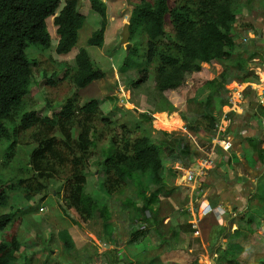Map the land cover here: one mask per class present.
<instances>
[{"label": "rangeland", "instance_id": "374dc122", "mask_svg": "<svg viewBox=\"0 0 264 264\" xmlns=\"http://www.w3.org/2000/svg\"><path fill=\"white\" fill-rule=\"evenodd\" d=\"M64 1L61 0V5ZM179 1L169 0V5L173 6ZM101 2L105 5V30L101 48L86 45L101 19L91 12L88 0H78L76 9L86 20L79 32L76 49L66 56L56 55L57 38L51 18L48 20V31L52 36L49 49L30 47L26 50L27 56L35 59L37 65L32 69L29 95L6 120L14 134L10 140H0V179L30 180L35 176L29 165V155L35 148L34 144H27L30 133H15L19 116L29 110L47 117L60 111L61 102L75 94L72 84L74 56L79 48H84L92 65L103 73L100 80L79 90L75 97L77 108L92 99L98 102V113L91 117L89 123V136L94 146L90 149L85 171V192L99 206L107 207L110 234L104 233L97 210L86 216L82 207L74 203L70 194L66 193L64 180H47L43 183L45 188L42 192L31 195L30 199L22 191L10 193L8 207L0 209V214L12 215V222L0 234V241L18 245L14 264H134L135 261V264H190L193 260L199 264H214L211 261L221 255L213 254L216 247L226 251V258L223 259L225 264H228V260H232L233 264L264 262V158H261L260 152L243 143L245 127L242 124L255 106L257 112L253 118L264 120V112L259 111L260 107H264V97L255 88L264 83V38L261 36V29L264 28V0L233 2L236 47L230 60L220 62L218 66L202 64L199 73L185 75L178 88L164 92L155 86L157 61L149 67L147 82L138 89H131L127 77L134 69L125 73L120 69L128 57L120 40L122 28L128 22L130 8L124 7V0ZM128 41L130 48L135 45L138 48V57L129 56L130 64L133 65L144 52L146 39L140 34L132 39L129 37ZM166 42L164 46L171 50L169 37ZM164 46L160 47V52L164 51ZM250 54L254 55L251 60L248 59ZM239 60H247L245 71L239 68ZM221 71L227 76L226 87L214 81L216 73ZM261 89L264 92V86ZM210 95L211 103H205ZM225 101L227 105L221 106ZM225 114L226 119L223 120ZM239 123L241 125L236 126ZM216 126L224 128L220 134L222 139L233 136V145L237 148L241 141L249 159L252 157L256 160V177L262 178L258 182L260 198L241 196L238 200L239 211H236L238 215L230 221L229 229L223 234L217 232L214 238L213 234H208V226L213 222L222 227L227 226L225 220L220 224L221 221L212 216L213 220L203 219L199 231L186 238V234L194 229L189 214L181 209L192 208L188 210L191 214L195 209L198 219L206 213V204L202 202L204 196L212 200L215 192L204 193L208 184L206 176L193 184H186L184 177L195 168L198 158H204L210 149L211 141L216 136ZM259 128L257 134L260 135L264 132V125L261 124ZM75 133L72 129L70 136L75 137ZM137 137L150 138L160 147L165 168L164 186L153 181L148 174L132 173L118 180L113 174L103 172L102 162L110 150L123 162L131 159L128 144ZM12 141L15 142L14 147L11 146ZM231 143L230 156L232 148L236 151ZM177 144L180 149H188L189 168L184 167L185 156L174 158ZM249 159H245V162H249ZM234 165V168L227 170L233 177L229 182L230 187L255 181L253 173L245 171L242 162L238 161ZM153 193L157 194L153 207L159 210L158 224L149 225L142 219L137 206L147 201ZM190 200L193 206L189 205ZM230 211L228 208L227 212ZM144 216L148 217V213L145 212ZM135 229L144 234L130 244L131 233ZM62 231L69 235L72 249L64 247L60 237ZM219 238H223L222 241ZM226 239L237 245L230 246L235 251L224 245L223 240ZM151 246H165L168 253L164 251L163 263H148L151 253L145 250ZM169 259L176 263H171Z\"/></svg>", "mask_w": 264, "mask_h": 264}, {"label": "trees", "instance_id": "16d2710c", "mask_svg": "<svg viewBox=\"0 0 264 264\" xmlns=\"http://www.w3.org/2000/svg\"><path fill=\"white\" fill-rule=\"evenodd\" d=\"M88 1L91 12L101 21L87 39L86 45L101 48L105 30V5L101 0ZM234 1L236 0H180L170 6L169 0H130V5L124 6L130 8V39L140 34L146 39L145 50L140 54L141 57L137 58L138 62L132 65L129 61L132 56L138 55L135 45L127 51L128 57L120 68L124 73L134 69L127 77L131 89H138L147 82L149 67L155 61V86L164 92L178 88L185 75L199 73L202 64L218 66L220 62L230 60L236 47L233 30L236 17L232 9ZM77 4L78 0H65L63 5L61 0H0V140L12 138L14 131L6 124V120L31 90L32 69L37 62L27 56L26 50L30 47L49 49L52 36L48 31V20L51 18L57 38L56 55L66 56L76 49L79 32L86 20V17L77 11ZM167 37L170 39L171 50L164 46ZM162 45L164 51L160 52ZM253 58V54L248 57L249 60ZM247 60L238 61L242 71H245ZM102 77L103 73L92 65L88 52L79 48L74 56L72 76L75 94L61 102L60 111L50 117L31 110L19 116L15 133H30L27 144H34L35 148L29 155V165L35 176L30 180L0 179V209L8 207L10 193L22 191L30 199L31 195L42 192L45 181L57 178L65 181L66 193L70 194L77 206L82 207L86 216L97 210L104 233L110 234V214L107 207L99 206L85 192V171L90 149L94 146L89 136V123L91 117L98 113V102L92 99L77 108L75 100L79 90ZM215 77L214 81L219 86L228 85L224 71L217 72ZM211 85L214 86V82ZM211 101L210 95L205 103L210 104ZM225 105L226 101L221 103V106ZM259 109L264 112V107ZM210 117L215 122L211 115ZM72 129L76 131L75 137L70 136ZM247 142L252 150L260 152L261 158H264V140L249 138ZM11 146H15L14 141ZM128 146L131 159L123 162L110 150L102 162L103 172L113 174L118 180H123L126 175L132 173L148 174L153 181L164 186L165 168L160 147L147 137L134 138ZM176 146L174 158L181 159L185 156L184 167L188 168V149H180L179 144ZM156 197L157 194L153 193L147 201L136 205L142 219L149 225L158 224L159 210L153 207ZM181 210L189 214L190 223L198 217L195 209L193 215L187 209ZM145 212L148 217L144 216ZM11 222L10 213L0 214V234ZM201 222L202 220H199L200 224ZM220 231L223 234L225 229L221 228ZM143 234L144 232L135 229L131 233L129 243L133 244ZM60 237L64 247L72 249L73 243L67 232H60ZM17 251V244L0 241V264H14ZM219 253L221 255L216 259V264H225L223 259L226 258V251L218 248L215 254L218 256ZM227 263L234 262L228 260ZM190 264L199 263L193 260Z\"/></svg>", "mask_w": 264, "mask_h": 264}, {"label": "crops", "instance_id": "0c3cea01", "mask_svg": "<svg viewBox=\"0 0 264 264\" xmlns=\"http://www.w3.org/2000/svg\"><path fill=\"white\" fill-rule=\"evenodd\" d=\"M261 36H262V38H264V28L261 29ZM262 41H264V40H262ZM260 44L263 45L262 42H260ZM263 84L261 86H264ZM254 91H256V90H254ZM259 92L262 93V89H260ZM261 104H262V102H261ZM250 112L251 113L249 114V116H245V118H244L245 121H244V123H242L243 127H245V130H243L244 134H245L243 136V139H244L243 143L245 142L247 144H248L247 139H249V138L255 139L256 141L264 140V136H263L264 132H262V134H260V135L257 134V132L260 129L259 128L260 125L261 124L264 125V123L262 122L263 119L262 120L259 119L257 121L256 119L253 118V116L257 112V106H255L254 110L250 111ZM240 125H241V123L236 124V126H238V127ZM257 136H259V137H257ZM255 137H257L258 139H256ZM227 138H228V140H227ZM227 138H225V140L227 141L228 145H229V143L232 142L231 144L234 147L235 145H233V144H235L234 143L235 138L233 136H229ZM238 144H239V146H237V148L235 146L236 151H234V149L232 148V150H231L232 155L231 156H230L229 152L224 154V153L217 150V156H218L217 162L205 170V176H206L205 180L207 181L208 184H207V187H206V190L204 191V193L209 194L210 192L211 193L215 192V198L210 200V199H208V197L205 198V196H204L202 202L204 205L206 204L205 205L206 207L204 208V209H206V213L202 214L200 216V218H198V220L204 219V221H209V220H213L212 218L214 217L215 220L221 221L220 224H222L225 220L226 225H227V226L222 227V225L219 226L218 224H215V222H213V224L211 226L209 225L208 229H210V231L208 232V234L209 235L213 234L212 238L215 237L217 232H220L221 228L225 229V232L229 229V226L231 223L230 221L233 220L238 215V213L236 211H239L238 206H240L239 205L240 201L238 202V200H239V198H241V196H244L246 198L247 195H249L247 197L248 199H253V197H256V196H258V198H260L259 192L261 191V189L258 187V182L262 178L258 179V177H256L257 176L256 174H258V171H255L256 170L255 169L256 168L255 167L256 160L251 159L252 157H250V159H249V156H248L249 154L247 153V150L243 148L241 141ZM204 157H205V155H204ZM247 158L249 159V162L247 161L248 165H247V162H245V159H247ZM198 160H199V158H198ZM198 160H197V163H198ZM238 161L242 162V164L244 165L245 171H247V172L250 171L253 173V177H255V181L253 182L252 180H250L249 182H246L245 184H237L235 187H230L229 182H231L230 180H232L233 177L231 176V174H229L230 172H228L227 170H230L229 169L230 167L234 168V166H235L234 164H237ZM197 163H196L195 167L197 166ZM210 168H211V170H210ZM204 177L201 180H203ZM245 185L248 187H246ZM189 205L193 206L192 200H190ZM187 206H188V204L186 205V207ZM228 208L231 210L230 212H227ZM191 209L192 208H189L187 210H191ZM245 209L247 210V207ZM225 214H227V215H225ZM191 215H193V211H192ZM233 215H235V216H233ZM224 216H226V217H224ZM199 224L200 223H198V225ZM234 227H236V226L234 225ZM197 231H199V227H198ZM200 232H201V238H202V231H200ZM192 234H195L194 230H191L190 232H188L186 234V238L188 236L190 237ZM201 238L199 239L200 241H201ZM221 239H223V238H219L220 241H222ZM223 241H225L224 245H226V247L230 248V246H233V247L237 246V245H235V243L229 242L228 239L223 240ZM220 249H222V248H220ZM123 250H125V249H123ZM216 250H217V247L215 248L214 253H213L215 256H217V254H215ZM230 250L235 251L236 249L230 248ZM139 251L141 252L142 249ZM145 251L146 252L148 251V253H151V257L148 258V263H150L151 261H157V263H163L162 262V256L164 254V251H166L165 246L164 247L151 246L150 249L145 250ZM124 252H123V254H124ZM169 252H171V251H169ZM153 255H154V257L152 258ZM169 260L171 261V263H176V261H172L171 259H169ZM211 262L216 264V260L211 261ZM135 263H136V261L134 262V264Z\"/></svg>", "mask_w": 264, "mask_h": 264}, {"label": "built area", "instance_id": "2783aa9c", "mask_svg": "<svg viewBox=\"0 0 264 264\" xmlns=\"http://www.w3.org/2000/svg\"><path fill=\"white\" fill-rule=\"evenodd\" d=\"M260 95L264 97V92L260 93ZM226 115L227 114L223 116V120L226 119ZM216 128V136L214 139H212L210 149L205 154V157L199 159L197 166L193 170L188 172L186 177H184V181L186 184H193L197 180L199 182L205 176V170L216 163L218 160L217 149H220V151L224 154L229 152L230 146L228 145L225 138L222 139L220 137V134L224 131V128H222L221 126H216ZM224 145L226 147H224ZM198 223L199 220L195 218L192 222V227L194 230H198ZM197 230H195V234L197 233Z\"/></svg>", "mask_w": 264, "mask_h": 264}, {"label": "water", "instance_id": "95a60500", "mask_svg": "<svg viewBox=\"0 0 264 264\" xmlns=\"http://www.w3.org/2000/svg\"><path fill=\"white\" fill-rule=\"evenodd\" d=\"M126 5L129 6L130 5V0H124ZM129 37H130V32H129V23H125L123 28H122V32H121V40H120V44L125 46V50L126 52L129 50L131 44L129 43Z\"/></svg>", "mask_w": 264, "mask_h": 264}, {"label": "bare ground", "instance_id": "6f19581e", "mask_svg": "<svg viewBox=\"0 0 264 264\" xmlns=\"http://www.w3.org/2000/svg\"><path fill=\"white\" fill-rule=\"evenodd\" d=\"M256 89H257V92L258 93H261V92H259L260 91V89H261V85L260 86H258V87H255ZM241 90V87L240 88H238V91H240ZM234 99H236V98H234ZM224 147H226L225 145H224Z\"/></svg>", "mask_w": 264, "mask_h": 264}]
</instances>
